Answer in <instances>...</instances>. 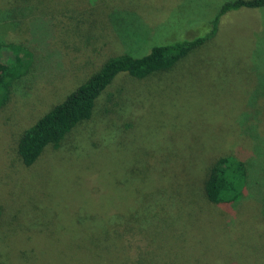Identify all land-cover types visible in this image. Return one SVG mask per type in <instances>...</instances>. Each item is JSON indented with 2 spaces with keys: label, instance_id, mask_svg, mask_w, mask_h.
<instances>
[{
  "label": "rangeland",
  "instance_id": "374dc122",
  "mask_svg": "<svg viewBox=\"0 0 264 264\" xmlns=\"http://www.w3.org/2000/svg\"><path fill=\"white\" fill-rule=\"evenodd\" d=\"M13 1L0 0V37L36 48L42 65L0 108V259L109 264L103 222L117 210L126 228L115 244L123 261L264 264V209L256 199L228 211L200 194L201 178L221 155L243 150L264 165V147L257 154L240 125L260 93L264 142V9L226 13L215 36L168 72L121 73L91 119L27 167L16 150L23 131L108 57L128 51L133 38L122 40L112 11L143 24L134 41L146 39L144 53L208 32L226 0H37L22 21L8 18ZM0 59L14 53L1 51ZM159 201L166 216H155Z\"/></svg>",
  "mask_w": 264,
  "mask_h": 264
},
{
  "label": "trees",
  "instance_id": "16d2710c",
  "mask_svg": "<svg viewBox=\"0 0 264 264\" xmlns=\"http://www.w3.org/2000/svg\"><path fill=\"white\" fill-rule=\"evenodd\" d=\"M87 1L90 4V0ZM13 4L8 18L22 21L32 15L31 13L36 9L37 0H14ZM242 8L264 9V0H226L210 21L211 29L208 32L194 38H182L155 44L144 53L141 52L142 43L144 46L146 39L134 41V36L138 37L137 29L144 28L143 24L131 20L129 14L118 17L119 14L112 11L109 14V19L113 21L117 29L120 28L123 32L122 40L125 42L128 38H133L130 43L125 42L129 46L128 51L108 57L64 100L51 107L23 131L16 148L22 163L27 167L32 166L46 147L59 148L70 133L79 125L89 121L94 114L97 99L118 75L124 73L132 78L143 79L172 70L193 50L215 36L222 16ZM37 12L43 15L51 14ZM4 50H11L14 53V59H0V108L10 100L15 84L25 78L34 79L42 65V58L38 50L26 43L0 37V52ZM259 94L250 97V110L240 117V125L244 134L255 140L254 149L257 154L264 147L262 146L264 142H262L258 131L261 111L257 107L256 101L262 98L261 96L257 97ZM259 160L260 158L249 156L243 150L219 156L210 163L205 176L203 175L201 178L200 194L214 206L223 207L228 211L235 209L247 196H252L262 211L264 209V178L261 176H264V165ZM129 172L133 173L130 170ZM251 191L254 192L251 193ZM155 193L157 194V192ZM156 197L162 200L161 195L157 194ZM159 203L161 206L158 205L159 210L156 209L155 216L161 214L166 216L167 208L161 201ZM119 217L117 210L112 211L105 215L103 222L107 235L106 244L109 245L106 252H109L111 257L107 262H111L109 264H136L137 260L123 261L118 257L115 244L117 239L122 236L120 226L123 230L125 228ZM0 264L5 263L0 259ZM137 264L153 263L152 261L148 263L138 261Z\"/></svg>",
  "mask_w": 264,
  "mask_h": 264
}]
</instances>
